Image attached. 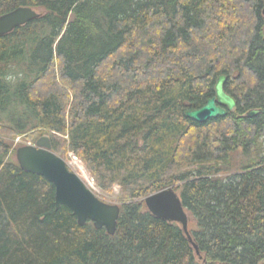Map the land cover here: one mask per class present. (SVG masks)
I'll use <instances>...</instances> for the list:
<instances>
[{
    "label": "trees",
    "instance_id": "obj_1",
    "mask_svg": "<svg viewBox=\"0 0 264 264\" xmlns=\"http://www.w3.org/2000/svg\"><path fill=\"white\" fill-rule=\"evenodd\" d=\"M19 6L41 15L0 36V264H264V0H0V15ZM222 75L236 108L188 117ZM45 134L119 185L114 235L21 168L14 140ZM167 186L201 257L143 202Z\"/></svg>",
    "mask_w": 264,
    "mask_h": 264
},
{
    "label": "water",
    "instance_id": "obj_2",
    "mask_svg": "<svg viewBox=\"0 0 264 264\" xmlns=\"http://www.w3.org/2000/svg\"><path fill=\"white\" fill-rule=\"evenodd\" d=\"M40 15L37 9L30 6H19L1 14L0 36L9 34L17 27L39 18ZM225 82L226 76H220L216 85V95L208 99L202 107L187 110L186 115L199 122L227 116L236 108L237 101L226 92ZM260 112L262 109L254 108L247 116H254ZM16 159L24 171L41 175L54 185L57 209L67 206L77 217L80 225L92 221L96 228H106L111 235L116 233L121 213L120 204L103 200L78 172L72 170L64 156L54 151L50 135H42L34 143L18 146ZM143 202L156 217L180 224L196 253L201 257L199 246L190 232L191 215L173 186L148 194L143 198Z\"/></svg>",
    "mask_w": 264,
    "mask_h": 264
},
{
    "label": "rangeland",
    "instance_id": "obj_3",
    "mask_svg": "<svg viewBox=\"0 0 264 264\" xmlns=\"http://www.w3.org/2000/svg\"><path fill=\"white\" fill-rule=\"evenodd\" d=\"M28 143H34L31 138H26L24 136H19L14 140L15 146L23 145ZM70 168L76 172H78L82 178L88 183V185L105 201L110 203H118L120 204L119 200V192L120 187L119 185H115L111 191H104L102 190L93 179L91 173L85 166V164L81 161V159L76 156L73 152H70L67 157H64ZM241 158V157H240ZM92 183V184H90ZM179 192V190H178Z\"/></svg>",
    "mask_w": 264,
    "mask_h": 264
},
{
    "label": "bare ground",
    "instance_id": "obj_4",
    "mask_svg": "<svg viewBox=\"0 0 264 264\" xmlns=\"http://www.w3.org/2000/svg\"><path fill=\"white\" fill-rule=\"evenodd\" d=\"M40 76V75H39ZM66 134V133H65ZM102 144V143H101ZM137 167V166H136ZM135 174V173H134ZM90 184H92V183H90Z\"/></svg>",
    "mask_w": 264,
    "mask_h": 264
}]
</instances>
